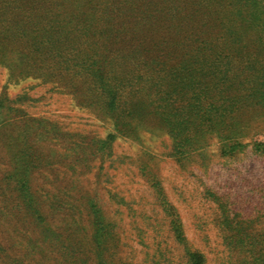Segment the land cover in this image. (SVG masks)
<instances>
[{"label": "trees", "instance_id": "16d2710c", "mask_svg": "<svg viewBox=\"0 0 264 264\" xmlns=\"http://www.w3.org/2000/svg\"><path fill=\"white\" fill-rule=\"evenodd\" d=\"M0 67L7 84L35 81L0 90V264H210L154 180L169 239L137 241L140 260L72 182L117 138L156 129L178 161L211 143L222 158L263 153L243 124L264 113V0H0ZM55 95L111 131L87 138L28 111ZM219 219L213 264H264V232L235 227L224 208Z\"/></svg>", "mask_w": 264, "mask_h": 264}, {"label": "rangeland", "instance_id": "374dc122", "mask_svg": "<svg viewBox=\"0 0 264 264\" xmlns=\"http://www.w3.org/2000/svg\"><path fill=\"white\" fill-rule=\"evenodd\" d=\"M7 78L8 70L0 67V90L7 85L11 96L35 82L27 79L7 84ZM44 92L45 88L38 86L31 94L39 97ZM30 106L29 112L52 117L64 128L80 131L87 138H103L111 131L106 120L78 110L63 95L40 99ZM245 118L243 129L250 133V138L264 142V113L251 109ZM170 154L171 139L163 130L143 131L137 140L117 138L111 144L110 154L90 160L88 168L74 177V190L87 191L96 198L105 216L115 224L126 253L141 252L137 241L169 239L151 180L159 184L179 214L191 246L204 251L210 264L221 256L216 243L221 240L217 228L224 222L219 219L223 208L235 227L247 226L252 235L259 230L264 232V152L247 150L235 158H222L211 143L186 160H175ZM212 195L218 200L212 201ZM199 228L203 229V236L197 231ZM238 254L240 258L243 251L239 249ZM140 259L142 252L135 258Z\"/></svg>", "mask_w": 264, "mask_h": 264}]
</instances>
